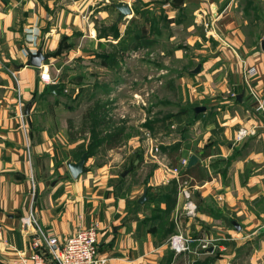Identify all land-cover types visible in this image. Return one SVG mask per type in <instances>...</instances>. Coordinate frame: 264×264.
I'll list each match as a JSON object with an SVG mask.
<instances>
[{"label": "crops", "instance_id": "0c3cea01", "mask_svg": "<svg viewBox=\"0 0 264 264\" xmlns=\"http://www.w3.org/2000/svg\"><path fill=\"white\" fill-rule=\"evenodd\" d=\"M122 1L132 15L121 19L113 4ZM67 37L89 43L91 56L105 47L108 61L122 54L116 74L90 59L93 84L106 80L115 100L143 80L132 92L134 121L159 137L161 151L132 137L127 152L92 151L85 171L72 176L68 163L91 143L68 134L84 123L85 99L78 88L69 93L78 71L64 68ZM263 40L264 0H0V264L30 253L32 235L21 228L30 213L61 238L97 226L106 264H264ZM39 48L48 59L33 67ZM244 62L257 70L250 85ZM150 92L157 101L146 107ZM242 128L251 134L239 140ZM193 154L198 163L182 167ZM181 183L191 189L193 216ZM178 233L195 239L190 252L170 247Z\"/></svg>", "mask_w": 264, "mask_h": 264}, {"label": "rangeland", "instance_id": "374dc122", "mask_svg": "<svg viewBox=\"0 0 264 264\" xmlns=\"http://www.w3.org/2000/svg\"><path fill=\"white\" fill-rule=\"evenodd\" d=\"M106 28L107 26H105L104 30H106ZM104 33L106 32H103V34ZM78 39L79 38H65L63 53H71L72 57H68L70 62L64 66V68H68L73 72L78 71L77 76H75L76 74H73L74 76L69 80V87L71 89L69 93L73 92V94H75L76 88H78L79 92L82 91L85 99V108H82V111H85L82 115L84 123L81 126L80 118V120H78L79 122L76 123L79 127L77 129L70 128L68 134L71 136L75 135L76 138H82L84 141H89L93 151L106 145L104 141L116 133L121 134V138L119 142H117L118 144L116 143L121 152H127V140L129 141L132 137L140 140L142 144L145 143L150 146L154 153L161 151V143H158L157 145L155 144L157 143V140L159 141V137L156 136L153 131L144 128L140 130L138 122L134 121L138 120L140 110L137 107V104H139L137 102L138 98L134 97L132 92L137 91L139 93L142 91L141 89L145 84L143 80L141 82H139V80H132L130 87L127 88V90H125L117 99L113 100V98L108 95L110 85L106 80L100 81L98 85H96V83L93 84L95 82L94 78H96L94 77L96 70H94L95 67L92 66L90 59L100 60V64H103L101 66L104 69V71H100L101 73L108 75V73L113 71V74H116L122 73L123 66L120 64L121 61H119L123 58L122 54H120L119 51H114L115 58L108 61L106 55L108 54L107 52L109 49L105 47L99 55L96 52L91 56V45L89 43L86 44L83 41L81 43ZM109 70H111V72H109ZM148 72L154 73V70L148 67ZM152 89L153 91H156L155 87ZM97 90L100 91L99 94H102L99 97L97 96ZM153 93L154 92H150L148 97H144V101L147 103L146 107L157 101L156 98L152 97V95H154ZM160 98L161 96L158 99ZM165 99L166 101H172L170 95L165 96ZM142 103L143 101L141 102V106H144ZM130 121L133 123L129 124ZM168 136L171 135L168 134ZM142 144H140V147ZM154 146H157L158 149L156 150V147ZM148 159H152L150 153H148ZM166 168L168 167L163 166V169Z\"/></svg>", "mask_w": 264, "mask_h": 264}, {"label": "built area", "instance_id": "2783aa9c", "mask_svg": "<svg viewBox=\"0 0 264 264\" xmlns=\"http://www.w3.org/2000/svg\"><path fill=\"white\" fill-rule=\"evenodd\" d=\"M204 25L206 28H210V30L213 29V23L206 21ZM209 33L215 37L213 33ZM233 52L236 53L234 50ZM242 71L247 84L250 85V79L257 74V70L254 67H247L244 62ZM41 79L51 81L50 74L42 72ZM253 94L255 93L253 92ZM260 108L264 110V105L261 104ZM19 116L23 118L21 109ZM249 134H251V131L242 128L238 132L237 139L241 140ZM187 164L188 160L183 159L182 167H185ZM174 172L179 174V169L175 168ZM180 185L181 193L187 199L185 213L193 216L196 214L197 206L191 201V189L187 187L186 183H181ZM21 228L23 232L32 235V241L29 254L26 252L18 253L20 264H106L108 261V258L99 257L98 255V229L95 225L81 228L74 235L61 238L58 235L47 234L39 229L35 215L30 213L22 220ZM0 236H2L1 228ZM194 240L183 233H178L171 237L169 243L175 253L185 254L190 252L191 244ZM206 246L207 244L203 247L206 248Z\"/></svg>", "mask_w": 264, "mask_h": 264}, {"label": "water", "instance_id": "95a60500", "mask_svg": "<svg viewBox=\"0 0 264 264\" xmlns=\"http://www.w3.org/2000/svg\"><path fill=\"white\" fill-rule=\"evenodd\" d=\"M113 6L120 12V18L129 17L132 15V9L130 8L129 4L127 2H118L114 3ZM262 50L264 51V40L261 43ZM48 59V56L45 55L42 48H39L36 53L31 54L30 56V65L33 67H41L43 65V62H45ZM201 66L197 67L195 72H199ZM59 88L58 84H51L49 89L51 91H55ZM204 107H197L196 110L202 111L204 110ZM27 113L29 112V105L27 106ZM87 160V154L85 153L81 160L77 163H68L69 170L74 178H77L79 175H81L85 171V162ZM199 161V157L195 154H193L188 162L187 167L190 168L197 164ZM146 199V193L141 198V201H144ZM238 229L239 226L235 225Z\"/></svg>", "mask_w": 264, "mask_h": 264}, {"label": "trees", "instance_id": "16d2710c", "mask_svg": "<svg viewBox=\"0 0 264 264\" xmlns=\"http://www.w3.org/2000/svg\"><path fill=\"white\" fill-rule=\"evenodd\" d=\"M73 93V92H72ZM71 93V94H72ZM120 138H121V134L120 133H116V134H114L113 136H110L108 139H106L105 141H104V143L109 147V146H115V145H117L118 143L117 142H119V140H120ZM117 143V144H116ZM92 151H93V149H92V147L90 146L89 147V149L87 150V156L89 155L90 156V154L92 153ZM192 169V168H191ZM189 171H184L185 173H190V169H188Z\"/></svg>", "mask_w": 264, "mask_h": 264}]
</instances>
